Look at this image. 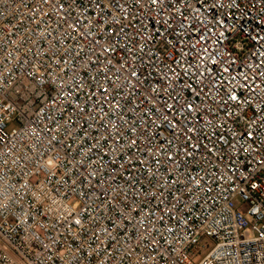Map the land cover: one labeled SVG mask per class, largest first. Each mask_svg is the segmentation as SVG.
I'll list each match as a JSON object with an SVG mask.
<instances>
[{"label": "built area", "instance_id": "built-area-1", "mask_svg": "<svg viewBox=\"0 0 264 264\" xmlns=\"http://www.w3.org/2000/svg\"><path fill=\"white\" fill-rule=\"evenodd\" d=\"M0 264H264V0H0Z\"/></svg>", "mask_w": 264, "mask_h": 264}]
</instances>
